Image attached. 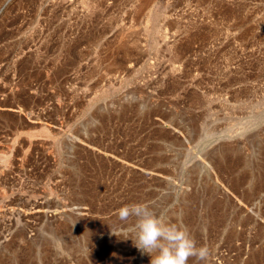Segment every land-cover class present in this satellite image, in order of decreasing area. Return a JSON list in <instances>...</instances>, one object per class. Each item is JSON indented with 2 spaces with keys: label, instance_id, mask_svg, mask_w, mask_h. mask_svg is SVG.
I'll list each match as a JSON object with an SVG mask.
<instances>
[{
  "label": "rangeland",
  "instance_id": "374dc122",
  "mask_svg": "<svg viewBox=\"0 0 264 264\" xmlns=\"http://www.w3.org/2000/svg\"><path fill=\"white\" fill-rule=\"evenodd\" d=\"M133 203L264 264V0H0V264H150Z\"/></svg>",
  "mask_w": 264,
  "mask_h": 264
},
{
  "label": "clouds",
  "instance_id": "9594fccd",
  "mask_svg": "<svg viewBox=\"0 0 264 264\" xmlns=\"http://www.w3.org/2000/svg\"><path fill=\"white\" fill-rule=\"evenodd\" d=\"M116 214L124 226L111 229L112 234L131 240L142 255L151 258L150 264H188L190 258H195L197 264H207L209 248L197 246L185 225L157 213L148 203L125 204Z\"/></svg>",
  "mask_w": 264,
  "mask_h": 264
}]
</instances>
